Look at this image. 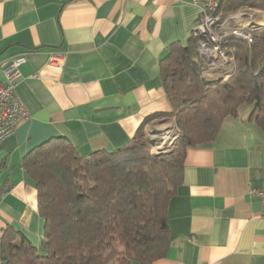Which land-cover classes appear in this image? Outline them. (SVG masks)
Instances as JSON below:
<instances>
[{"label":"crops","instance_id":"0c3cea01","mask_svg":"<svg viewBox=\"0 0 264 264\" xmlns=\"http://www.w3.org/2000/svg\"><path fill=\"white\" fill-rule=\"evenodd\" d=\"M246 8L243 25L263 26L264 11ZM198 13L194 0H0V62L24 58L16 94L27 112L0 143V264L7 227L37 246L43 235L23 165L34 148L63 137L82 154L111 150L141 124L147 136L174 120L154 116L171 111L161 63L187 44ZM253 109L242 104L211 141L186 149L167 204V252L131 264H264V119Z\"/></svg>","mask_w":264,"mask_h":264},{"label":"trees","instance_id":"16d2710c","mask_svg":"<svg viewBox=\"0 0 264 264\" xmlns=\"http://www.w3.org/2000/svg\"><path fill=\"white\" fill-rule=\"evenodd\" d=\"M245 7L264 11V0L219 3L226 13ZM252 37L228 36L222 43L232 59L226 78L219 69L207 71L197 36L170 48L161 75L171 111L154 116L174 117L173 151L152 154L142 124L126 145L111 150L82 154L63 137L34 148L23 165L37 190L43 235L37 246L7 227L3 264H131L163 257L167 204L181 182L186 149L211 141L222 120L244 103L263 122L264 25Z\"/></svg>","mask_w":264,"mask_h":264},{"label":"built area","instance_id":"2783aa9c","mask_svg":"<svg viewBox=\"0 0 264 264\" xmlns=\"http://www.w3.org/2000/svg\"><path fill=\"white\" fill-rule=\"evenodd\" d=\"M199 6V13L192 31V36L199 38L197 51L207 64V71L225 68L232 59L225 55L222 43L228 36H234L247 41H252L254 23L243 25L247 19L253 17L252 12L239 9L231 13H223L219 9L218 0H194ZM24 62L21 56L0 62V143L15 132L21 119L26 117V109L16 94V87L22 77L20 67ZM61 62L57 56H51L49 63L57 65ZM231 74L224 73V78ZM260 200L264 219V190L256 191Z\"/></svg>","mask_w":264,"mask_h":264},{"label":"rangeland","instance_id":"374dc122","mask_svg":"<svg viewBox=\"0 0 264 264\" xmlns=\"http://www.w3.org/2000/svg\"><path fill=\"white\" fill-rule=\"evenodd\" d=\"M169 124H162L161 129L153 130L147 134L146 138L152 144L150 151L152 154L158 152H171L174 149L178 131L174 120H169Z\"/></svg>","mask_w":264,"mask_h":264}]
</instances>
